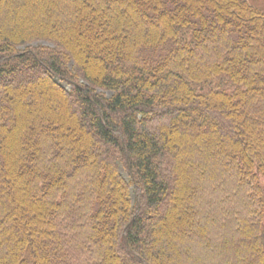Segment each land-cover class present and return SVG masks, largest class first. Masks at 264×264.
<instances>
[{
  "label": "trees",
  "instance_id": "obj_1",
  "mask_svg": "<svg viewBox=\"0 0 264 264\" xmlns=\"http://www.w3.org/2000/svg\"><path fill=\"white\" fill-rule=\"evenodd\" d=\"M0 264H264V10L0 0Z\"/></svg>",
  "mask_w": 264,
  "mask_h": 264
},
{
  "label": "rangeland",
  "instance_id": "obj_2",
  "mask_svg": "<svg viewBox=\"0 0 264 264\" xmlns=\"http://www.w3.org/2000/svg\"><path fill=\"white\" fill-rule=\"evenodd\" d=\"M250 1H251V3L257 5L259 8L264 10V0H250Z\"/></svg>",
  "mask_w": 264,
  "mask_h": 264
}]
</instances>
